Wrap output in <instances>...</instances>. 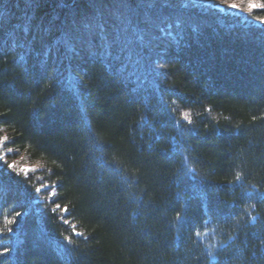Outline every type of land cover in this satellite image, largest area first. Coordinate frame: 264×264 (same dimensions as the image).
<instances>
[{"label": "trees", "instance_id": "obj_1", "mask_svg": "<svg viewBox=\"0 0 264 264\" xmlns=\"http://www.w3.org/2000/svg\"><path fill=\"white\" fill-rule=\"evenodd\" d=\"M240 1L0 0V264H264V0Z\"/></svg>", "mask_w": 264, "mask_h": 264}, {"label": "rangeland", "instance_id": "obj_2", "mask_svg": "<svg viewBox=\"0 0 264 264\" xmlns=\"http://www.w3.org/2000/svg\"><path fill=\"white\" fill-rule=\"evenodd\" d=\"M181 1V2H180ZM179 3L183 6L191 5L192 7H198V8H214L222 13L231 14L234 16H238L240 18L247 17V13L249 11V4H245L241 2L240 0H179ZM235 4L237 7L235 9L231 8L230 5ZM0 160L2 158L9 154L8 152H2L3 144H4V138L0 135ZM15 170L17 167H19L18 161L10 165ZM20 168L24 171H28L30 169H33L34 167L30 168L25 165H20Z\"/></svg>", "mask_w": 264, "mask_h": 264}, {"label": "snow or ice", "instance_id": "obj_3", "mask_svg": "<svg viewBox=\"0 0 264 264\" xmlns=\"http://www.w3.org/2000/svg\"><path fill=\"white\" fill-rule=\"evenodd\" d=\"M230 7L233 8V9H235L237 6H236L235 4H232V5H230ZM256 7H257V5L254 4V3H250V4H249V8H250V9H253V8H256ZM184 119H185V120H189V117H188L187 114L184 115ZM189 122H191V121L189 120ZM4 139L6 140L7 138L5 137ZM0 142H2V141H0ZM236 179H237V180L240 179L239 175H237ZM260 195H261V198H264V193H261ZM57 207L59 208V205H57ZM65 211H67V209H65ZM177 219L179 220L180 217L177 216ZM77 234L80 235V233H77Z\"/></svg>", "mask_w": 264, "mask_h": 264}]
</instances>
